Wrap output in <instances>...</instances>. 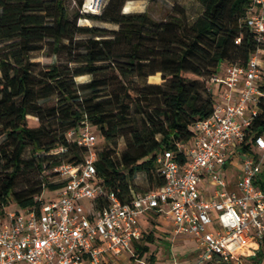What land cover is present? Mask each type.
<instances>
[{"label":"trees","instance_id":"16d2710c","mask_svg":"<svg viewBox=\"0 0 264 264\" xmlns=\"http://www.w3.org/2000/svg\"><path fill=\"white\" fill-rule=\"evenodd\" d=\"M127 1L107 0L93 14L81 11L85 0H0V216L39 208L38 195L63 186L50 176L63 162H82L87 148L76 139L85 123L104 142L95 166L107 190L128 202L132 191L159 189V152L189 141L193 123L217 102L207 78L264 50L246 23L250 0H196L202 11L191 22L180 5L154 20L146 11L124 12ZM82 18L94 24H79ZM42 52L56 60L32 59ZM156 74L162 82H149ZM84 75L90 79L76 80ZM263 131L264 103L247 134ZM138 172L149 190L133 183ZM137 246L139 258L149 252L146 243ZM263 257L261 247L253 264Z\"/></svg>","mask_w":264,"mask_h":264},{"label":"built area","instance_id":"2783aa9c","mask_svg":"<svg viewBox=\"0 0 264 264\" xmlns=\"http://www.w3.org/2000/svg\"><path fill=\"white\" fill-rule=\"evenodd\" d=\"M246 23L264 41V0H250ZM263 56L258 48L245 66L225 64L207 80L217 97L212 113L193 123L189 141L159 152L163 185L132 191L128 202L97 176V135L85 123L76 139L87 148L82 162L53 170L63 186L38 195L39 208L0 216V264H114L116 256L136 255L147 213L167 219L173 237L194 240L190 264H249L264 238V131L247 134L263 108Z\"/></svg>","mask_w":264,"mask_h":264},{"label":"rangeland","instance_id":"374dc122","mask_svg":"<svg viewBox=\"0 0 264 264\" xmlns=\"http://www.w3.org/2000/svg\"><path fill=\"white\" fill-rule=\"evenodd\" d=\"M107 0H99L97 1L94 8L96 11H91L87 8L88 1L85 0L82 12L84 13H93L97 14L101 11L103 6ZM126 5L129 6V12H142L146 11L151 18L154 20H163L167 18L169 14H171L174 10L175 5H180L185 9V12L187 14L188 20L191 22L193 21L202 11V5L196 1V0H129L126 2ZM75 6L74 3L71 4V8ZM100 8V10H99ZM124 10V9H123ZM79 24L83 25H92L94 24V21L89 20L88 18H82L79 20ZM102 26H106L109 28H115L116 26L111 24H103V23H97ZM32 59L34 61H39L43 64H48L51 62H54L56 59L55 57H48L45 55L44 52L42 53H36L32 55ZM90 79V76L84 75L77 77L76 80L78 82L87 81ZM206 79V78H205ZM209 78H207L208 80ZM149 82H162L161 75L156 74L155 76H151L148 78ZM94 130V128H92ZM95 131V130H94ZM97 135L96 139V147L103 146L104 142L98 132H95ZM124 140L120 139L116 150L120 151L124 148ZM237 170V167L228 166V170ZM51 174V173H48ZM50 179H52L54 182H59L61 179L58 175H51ZM133 183L140 187L141 191H147L149 190V184L146 180V176L142 172H138L133 180ZM53 194L52 191L45 190L44 191V197L48 198ZM141 222L145 223V215L141 216ZM160 225V226H159ZM158 229L164 232L169 233L170 235L168 238L163 241L162 237H165V235L155 236L154 241L152 243L146 242L149 252L138 257V254H135V251L133 253H124L122 255L116 256L114 259V264H149V257L150 252H153L156 254V262L155 264H190L194 260V253L196 252V244L194 243V240H192L190 237L187 236H172L173 233L171 232V227L168 225H162L159 224ZM262 247V252L264 254V241L260 245ZM136 247V246H135ZM138 247V246H137ZM143 247V246H140ZM260 247V248H261ZM136 249V248H135ZM259 251V250H258ZM257 251V252H258ZM256 252V254H257ZM256 254L254 256H256ZM254 256L247 258L248 263L253 264L254 259H252ZM260 264H264V257L261 260Z\"/></svg>","mask_w":264,"mask_h":264},{"label":"crops","instance_id":"0c3cea01","mask_svg":"<svg viewBox=\"0 0 264 264\" xmlns=\"http://www.w3.org/2000/svg\"><path fill=\"white\" fill-rule=\"evenodd\" d=\"M125 6H126V4H125ZM144 215H145V223H144L145 227H144L143 237H142L141 240L135 241L133 246H137L138 244H140V245L145 244L147 242L145 239L147 238V236H149L151 234L153 235V239H154L155 236L158 237V236L163 234V235H165V237H162V239H163V241H165V239L168 238V236H166V235H170V234L167 233V232H164L162 230L160 231L158 229L157 225H159V224L168 225V226L171 227V232H172V226L169 223V221L167 219H164V218L162 219L161 216H159V217L156 216V214H154V213H147V214H144ZM144 241H146V242H144ZM195 256H196V252L194 253V260H195Z\"/></svg>","mask_w":264,"mask_h":264},{"label":"bare ground","instance_id":"6f19581e","mask_svg":"<svg viewBox=\"0 0 264 264\" xmlns=\"http://www.w3.org/2000/svg\"><path fill=\"white\" fill-rule=\"evenodd\" d=\"M88 1V6H87V8L89 9V10H95L94 9V6H95V4H96V2L98 1L99 2V0H87ZM124 12H129V6L128 5H126L125 7H124Z\"/></svg>","mask_w":264,"mask_h":264}]
</instances>
